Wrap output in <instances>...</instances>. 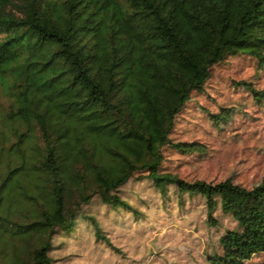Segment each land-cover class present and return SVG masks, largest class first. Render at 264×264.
Instances as JSON below:
<instances>
[{"label": "trees", "instance_id": "16d2710c", "mask_svg": "<svg viewBox=\"0 0 264 264\" xmlns=\"http://www.w3.org/2000/svg\"><path fill=\"white\" fill-rule=\"evenodd\" d=\"M233 54L264 64V0H0V264H55L54 236L81 219L109 244L86 207L96 199L141 217L118 194L130 179L163 198L171 188L180 205L199 195L210 224L217 208L232 216L210 264L264 254V174L245 186L164 165L169 149L203 151L173 133ZM236 84L264 102V88ZM220 109L206 111L218 128L232 107Z\"/></svg>", "mask_w": 264, "mask_h": 264}, {"label": "rangeland", "instance_id": "374dc122", "mask_svg": "<svg viewBox=\"0 0 264 264\" xmlns=\"http://www.w3.org/2000/svg\"><path fill=\"white\" fill-rule=\"evenodd\" d=\"M246 79L264 88V64L256 65L247 56L230 55L212 68L206 92L194 93L179 117L173 137L197 141L203 151L179 152L169 149L165 170L184 179L217 181L230 174L245 186L257 183L264 174V102L252 100L236 81ZM4 81L0 79V106L6 104ZM232 107L230 121L213 125L207 110L221 112ZM118 194L143 215L115 212L97 200L86 207L94 213L109 244L96 238L87 220H78L69 235L54 236L50 255L55 264H210L207 253L218 236L236 226L230 214L217 208V224L207 222L204 200L185 196L183 205L169 188L163 198L147 180L130 179ZM264 261L257 254L251 264Z\"/></svg>", "mask_w": 264, "mask_h": 264}]
</instances>
